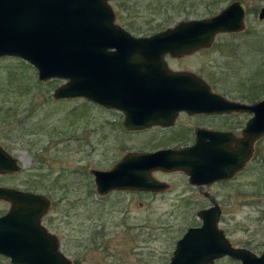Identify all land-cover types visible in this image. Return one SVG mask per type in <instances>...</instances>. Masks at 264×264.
<instances>
[{"label":"rangeland","instance_id":"rangeland-1","mask_svg":"<svg viewBox=\"0 0 264 264\" xmlns=\"http://www.w3.org/2000/svg\"><path fill=\"white\" fill-rule=\"evenodd\" d=\"M236 1L246 7L245 29L218 34L211 47L173 65L204 77L222 96L262 100L264 0H120L111 6L119 26L135 37H149L218 15ZM63 83L41 82L37 70L19 58L0 59V145L22 167L21 173L0 178V185L52 199L51 228L74 264H169L177 242L200 223L197 210L212 200L223 211L220 227L228 240L264 253V137L255 143L256 156L245 173L203 188L211 200L179 175L159 176L169 184L162 196H100L91 170L108 171L129 153L170 141L155 131L124 130V116L116 111L82 99L56 100L54 91ZM184 121L188 134L187 127L203 123Z\"/></svg>","mask_w":264,"mask_h":264},{"label":"water","instance_id":"water-1","mask_svg":"<svg viewBox=\"0 0 264 264\" xmlns=\"http://www.w3.org/2000/svg\"><path fill=\"white\" fill-rule=\"evenodd\" d=\"M113 1L120 0H0V59L21 58L38 70L42 82H66L55 90L56 100L84 99L123 112L127 131L172 126L183 111L215 115L240 109L253 115L235 149L220 152L213 141L201 143L198 132L193 148L129 153L111 170L91 171L100 195L164 191L154 171L185 172L196 186L232 179L264 137V100L250 106L229 102L197 75L171 71L165 57L186 56L211 47L218 34L242 32L245 5L234 2L216 16L135 37L116 23ZM259 18L264 20V9ZM211 134L219 140L220 134ZM19 172L18 161L0 147V174ZM0 200L12 203L8 215L0 217L1 255L14 264H71L41 225L50 206L44 196L0 187ZM220 216L218 205L199 212L202 226L187 231L170 264H212L225 256L264 264V255L232 248L219 228Z\"/></svg>","mask_w":264,"mask_h":264},{"label":"flooded vegetation","instance_id":"flooded-vegetation-1","mask_svg":"<svg viewBox=\"0 0 264 264\" xmlns=\"http://www.w3.org/2000/svg\"><path fill=\"white\" fill-rule=\"evenodd\" d=\"M203 51H205V49L202 50V51L200 50V51L195 52V53L190 54V55L179 57V58L167 55L165 57V60H166V62L168 64L169 69L171 71H173V72H191V73H194L195 75H197L196 72H194V71H192L190 69L175 68L173 63L181 62V61H184L186 59L193 58L198 53H201ZM197 76L199 78H201L209 86V88H210L212 93L220 94L219 92L214 91V85H212L204 77H202L200 75H197ZM223 98L228 100V101H230V102L241 104V105H246V106H249V105H251V104L256 102V101H250L249 97H245V96H241V95L230 96V97L223 95ZM102 109L106 110L105 108H102ZM109 111H116V110H109ZM116 112H118V113H120V114H122L124 116L123 113H121L119 111H116ZM252 116L253 115H251L249 112L243 111V110H240V109L234 110L231 113L216 114V115L202 114V113L201 114H190L188 112H180L177 115V117L175 118V121H174L172 126L164 127L162 125H155V126H152V127L148 128L146 130H143L142 132L155 131V132L161 134L164 137V140L170 141L166 145L159 146V147L154 148L153 150L148 151V152H156V151L168 150V149L181 150V149H186V148H192L197 143V133L198 132H201V134H202L201 143L205 142V144L207 146H211L212 145V141H213L214 149H216V150L219 149L220 152H224L223 150H225V151L229 150L230 147L233 148V149L237 148V142L243 137V132L247 128V125H248L250 119L252 118ZM124 118H125V116H124ZM239 118L242 119V122H241V120H239ZM191 119H193V120L194 119H198V120L203 121V123L196 124L194 127H187V129L190 131V134H188L185 131L184 125L186 123H185L184 120L190 121ZM133 132L140 133L141 131H133ZM211 133L220 134V135L216 134V135L220 136L219 140L216 139V137L214 138ZM1 147L4 148L3 146H1ZM198 155H203L204 157H209L208 154H206L204 152H201V151L198 152ZM255 156H256V152L254 153V150H253L252 159L255 158ZM252 159H251V161H252ZM251 161L247 162L245 167L243 168V170L240 171L239 173H237L232 179H229V180H226V181L217 182V183H214V184L209 185V186H195V185H192L190 183L189 176L186 173H184V172H173V173H168L167 172L166 173V172L157 171V172H153V178L156 179L157 181L161 182V183H165L164 187L166 188V190H168L169 189V184L167 182L161 180L159 178V176H168V175L169 176H173V175L183 176L188 188L198 189V192L200 193V196L202 195L201 196L202 198H205V199L209 200L210 198L207 197V193L206 192H202L203 188L204 189H209V187L210 188L214 187L217 184H226V183L235 181L240 175H242L243 173L246 172L248 164ZM8 176H9V174H4V175H0V178H7ZM0 187H2V188H11L8 185H4V184L0 185ZM161 189H162V187H161ZM166 190H164L163 192H161V191L160 192H154L153 191V192H122V193H129V194L141 193V194H147V195H151V196H162V195L165 194ZM19 191L21 192V190H19ZM23 192H27V191H23ZM31 193L36 194V195L44 196L49 201V205L50 206H49L48 211L41 218V225L47 230V232L51 236L53 235L58 240V242H59L58 243L59 244V250L66 257V259H68L71 262V264H74L73 261H71V259H69L64 254V252L61 250V240H60L57 232H55L51 228V225H50V221H51V218H52L51 211H52L53 205H54L52 199L49 196H47L45 194H42V193H37V192H31ZM115 193H118V192H115ZM215 204L216 203L212 200L211 206L200 208L199 210H197L196 215H198L199 212H201V211L209 210V209L213 208L215 206ZM11 207H12V203L9 200H0V209L2 210L0 212V217L8 215V213L11 210ZM69 211H67V212H69ZM222 216H223V211L221 209L219 227L222 226L221 225L222 224ZM199 221H200V223H198V225L196 227H199V226L202 225V221L200 219H199ZM226 237H227V235H226ZM177 244H176V247H177ZM230 244H231L232 248H234L236 250L248 251L249 253H252L254 256H256V258H261L264 255V253L258 254V253L254 252L253 250H251L248 247L237 246L234 243H230ZM252 254H248V258H246L247 261H249V258L252 257ZM220 263H224V264L225 263H227V264H243V261L235 259V258H233L231 256H225V257H222V258L215 259L212 264H220ZM0 264H14V263L12 262L11 258L0 254Z\"/></svg>","mask_w":264,"mask_h":264}]
</instances>
